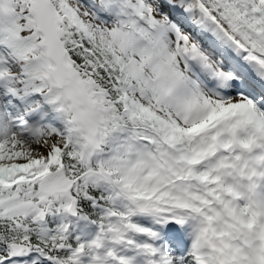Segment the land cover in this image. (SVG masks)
<instances>
[{
  "label": "snow or ice",
  "instance_id": "1",
  "mask_svg": "<svg viewBox=\"0 0 264 264\" xmlns=\"http://www.w3.org/2000/svg\"><path fill=\"white\" fill-rule=\"evenodd\" d=\"M0 264H264V0H0Z\"/></svg>",
  "mask_w": 264,
  "mask_h": 264
}]
</instances>
